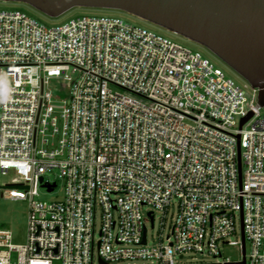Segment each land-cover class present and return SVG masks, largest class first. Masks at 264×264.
<instances>
[{
  "label": "built area",
  "instance_id": "2783aa9c",
  "mask_svg": "<svg viewBox=\"0 0 264 264\" xmlns=\"http://www.w3.org/2000/svg\"><path fill=\"white\" fill-rule=\"evenodd\" d=\"M258 96L200 52L120 17L47 26L0 9V177L19 175L0 194L29 201L24 245L0 227V264H178L188 253L264 264ZM55 168L62 200L36 199L40 186L55 189L45 180ZM226 246L237 259L223 258Z\"/></svg>",
  "mask_w": 264,
  "mask_h": 264
},
{
  "label": "water",
  "instance_id": "95a60500",
  "mask_svg": "<svg viewBox=\"0 0 264 264\" xmlns=\"http://www.w3.org/2000/svg\"><path fill=\"white\" fill-rule=\"evenodd\" d=\"M0 1L23 2L51 17L73 7L126 11L207 47L259 89V104L264 106V0ZM251 116L252 112L244 117L241 126ZM238 152L241 178L240 148ZM243 246L245 248L244 236Z\"/></svg>",
  "mask_w": 264,
  "mask_h": 264
},
{
  "label": "rangeland",
  "instance_id": "374dc122",
  "mask_svg": "<svg viewBox=\"0 0 264 264\" xmlns=\"http://www.w3.org/2000/svg\"><path fill=\"white\" fill-rule=\"evenodd\" d=\"M0 9H20L25 11L34 19L47 25L54 26L58 24H63L68 22L72 18H76L83 15H95V16H115L120 17L127 22L137 24L139 26L145 27L147 29L153 30L159 34L167 36L184 46L191 48L194 51L200 52L205 58L209 59L216 67L222 69L227 77L232 78L240 86H245L248 81L243 78L238 72H236L232 67L210 51L207 47L189 40L182 35L173 33L163 27L153 24L149 21L141 19L131 13H128L119 9L111 8H97V7H73L68 11L57 17H51L43 12L37 10L36 8L16 1H0ZM55 82L52 81V86H55ZM249 84V83H248ZM55 105L60 106L59 102H54ZM56 110H60L57 108ZM261 115L264 117V106L261 108ZM59 169L55 168L47 172L45 175V180H49L52 183L56 182V187L53 191H48L47 188L40 186L39 195L36 199L43 201H59L62 200L65 192V181L59 176ZM14 180H19V175L14 171L10 170L6 175L0 177V185H4V188H11L13 186L8 185ZM23 189V188H20ZM145 213L146 208H142ZM28 212H29V201L26 199H11L0 194V227L9 229L12 232V242L16 245H24L27 242L28 236ZM176 213V206L171 208L168 216ZM159 215V214H158ZM100 223L97 222L96 230L98 231ZM160 220L156 219L154 227L148 222V238L150 244H157L159 242V237L161 234ZM169 229L165 227L163 230V237H166ZM247 253L250 251V244H246ZM238 258V251L235 247L226 246L223 249V258ZM215 261L210 255L199 254V253H188L184 254L182 258L177 259L178 264H207ZM141 263V261H138Z\"/></svg>",
  "mask_w": 264,
  "mask_h": 264
}]
</instances>
